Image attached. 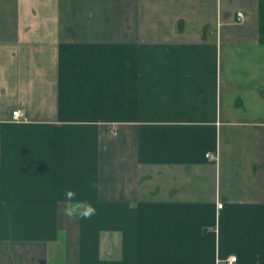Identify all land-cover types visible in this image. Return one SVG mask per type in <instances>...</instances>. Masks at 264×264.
<instances>
[{
    "label": "crops",
    "instance_id": "0c3cea01",
    "mask_svg": "<svg viewBox=\"0 0 264 264\" xmlns=\"http://www.w3.org/2000/svg\"><path fill=\"white\" fill-rule=\"evenodd\" d=\"M0 264H264V0H0Z\"/></svg>",
    "mask_w": 264,
    "mask_h": 264
},
{
    "label": "clouds",
    "instance_id": "9594fccd",
    "mask_svg": "<svg viewBox=\"0 0 264 264\" xmlns=\"http://www.w3.org/2000/svg\"><path fill=\"white\" fill-rule=\"evenodd\" d=\"M96 187V185H92ZM76 191L72 189H66L64 191L65 207L63 214L70 218L75 219L77 216L81 219H91L96 215V208L89 202L77 201Z\"/></svg>",
    "mask_w": 264,
    "mask_h": 264
},
{
    "label": "built area",
    "instance_id": "2783aa9c",
    "mask_svg": "<svg viewBox=\"0 0 264 264\" xmlns=\"http://www.w3.org/2000/svg\"><path fill=\"white\" fill-rule=\"evenodd\" d=\"M244 19H245L244 14L241 13V12L238 13V15H237V20H238L239 22H242V21H244ZM24 118H25V114H24V112H23L22 110L17 109V110H14V111L12 112V120H13L14 122H19V121L23 120ZM207 157L214 158L215 155H214V154H208ZM234 261H236V258H232V259H230V262H234Z\"/></svg>",
    "mask_w": 264,
    "mask_h": 264
}]
</instances>
